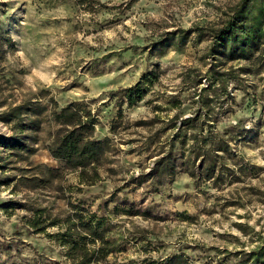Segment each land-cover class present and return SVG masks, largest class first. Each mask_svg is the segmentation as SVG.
<instances>
[{
	"label": "rangeland",
	"instance_id": "obj_1",
	"mask_svg": "<svg viewBox=\"0 0 264 264\" xmlns=\"http://www.w3.org/2000/svg\"><path fill=\"white\" fill-rule=\"evenodd\" d=\"M129 1L0 0V29L14 42L1 64L0 105L48 91L46 99L59 108L81 103L98 121L95 135L111 145L100 180L83 186L78 172L62 168L45 148L54 125L44 123L32 134L38 148L31 161L63 170L66 198L0 186V264H70L45 235L24 227L21 218L28 213L19 205L29 202L63 216L72 213L70 200L103 219L114 252L94 264L180 251L188 264H232L234 253L264 242V59L255 54L247 61H214L208 36L187 34L182 42L170 37L179 30L216 27L238 0ZM151 71L156 79L140 103L129 108L109 98ZM201 89H210L209 124L221 130L239 122L245 129L230 145L245 168L239 182L219 190L209 182L194 188L187 174H179L156 192L148 182H132L149 173L165 149L174 133L166 122L175 115L193 117ZM0 133L10 134L9 128L0 123Z\"/></svg>",
	"mask_w": 264,
	"mask_h": 264
},
{
	"label": "trees",
	"instance_id": "obj_2",
	"mask_svg": "<svg viewBox=\"0 0 264 264\" xmlns=\"http://www.w3.org/2000/svg\"><path fill=\"white\" fill-rule=\"evenodd\" d=\"M136 1L130 0L129 3ZM224 16L216 27L179 30L170 37L175 35L182 42L187 34L197 33L198 38L208 36V55L214 61L220 58L247 61L255 54L263 60L264 0H238ZM13 48L14 42L7 31L0 29V69L6 52ZM216 76L224 84L223 75L216 73ZM155 79V73L145 72L134 85L111 91L109 98H117L127 107H133L144 99L147 86ZM209 90L201 89L198 94L199 106L193 117L175 115L166 122V128L173 129L174 133L168 138L165 149L149 173L132 178V182H148L151 192L173 183L179 174H187L194 188L209 182L219 190L223 184L239 182V174H244L245 168L236 159L230 145L244 136L245 129L239 122L221 130L215 124H209L206 119L210 116L212 103ZM213 91L216 98L217 90ZM47 96L48 91L40 90L17 104L4 101L0 105V123L10 131L8 135L0 133V186H10L13 193L54 192L56 199L65 200L63 170L31 161L38 148L37 139L32 134L39 132L44 123L54 125L50 143L45 148L62 168L77 171L78 183L83 186H92L100 180L99 167L111 149L110 139L95 135L98 121L81 103L70 102L59 108L56 101L46 99ZM66 204L72 213L68 211L63 216H53L48 207L35 202L18 205L28 213L21 218L24 227L35 234L45 235L63 250L64 258L70 264L106 261L114 252L115 242L108 238L110 230L105 228L104 220L72 205L70 200ZM50 228L57 231L49 234L47 230ZM234 257L236 260L232 264H264V242L250 251H238ZM115 264H188V257L180 251L164 258L145 257Z\"/></svg>",
	"mask_w": 264,
	"mask_h": 264
}]
</instances>
